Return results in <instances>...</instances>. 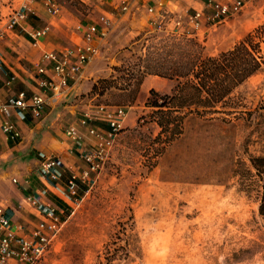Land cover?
<instances>
[{
    "label": "rangeland",
    "instance_id": "rangeland-1",
    "mask_svg": "<svg viewBox=\"0 0 264 264\" xmlns=\"http://www.w3.org/2000/svg\"><path fill=\"white\" fill-rule=\"evenodd\" d=\"M25 2L0 0V21ZM59 2L68 21L85 18L87 9L78 0ZM129 20L116 27L89 64L91 73L73 103L81 113L88 105L124 106L126 127L105 171L81 191L80 204L38 264H264L258 187L243 190L235 173L239 161L249 167L250 157L264 151V135L253 132L255 116L224 120L221 114H187L182 133L163 148L146 102L151 89L164 92L145 80L153 75H145L136 88L135 76L145 67L163 70L178 52L174 44L193 38L154 30L143 11ZM257 30L264 55V0H251L240 13L193 40L202 56H216ZM50 38L68 41L62 29ZM162 80L170 83V91L176 84ZM11 89L17 93L14 83ZM232 96L239 111L259 104L264 58L259 71Z\"/></svg>",
    "mask_w": 264,
    "mask_h": 264
},
{
    "label": "built area",
    "instance_id": "built-area-1",
    "mask_svg": "<svg viewBox=\"0 0 264 264\" xmlns=\"http://www.w3.org/2000/svg\"><path fill=\"white\" fill-rule=\"evenodd\" d=\"M251 0H207L203 9H185L170 21L162 2L147 6L151 15L149 25L154 30L173 35L196 38L201 29H211L237 15ZM131 0H121L122 11ZM40 3L51 17L61 13L59 0H26L18 9L0 21V43L35 15ZM107 28L111 19L100 18ZM170 23L172 24L171 26ZM51 22L30 27L27 36L34 47L49 35ZM97 23H88L81 31L79 43L67 44L56 50L43 51L34 64V83L37 92L27 96L25 91L0 100V133L8 142L18 143L22 131L17 122L24 123L30 115L38 120L47 106H55L66 95L70 84L82 80L85 68L100 55L99 42L106 35ZM17 79L0 58V84L9 90ZM128 110L124 106L95 104L85 109L78 123L69 124L64 135L72 143V151L82 166H68L59 155L38 153L40 188L25 195L22 203L38 214L39 221L27 225L14 220L16 209L0 199V264H38L50 251L67 218L82 200L81 191L89 188L105 171L120 133L126 127ZM79 127L84 132L79 131ZM17 183L16 178H12ZM66 214V216H65Z\"/></svg>",
    "mask_w": 264,
    "mask_h": 264
},
{
    "label": "crops",
    "instance_id": "crops-1",
    "mask_svg": "<svg viewBox=\"0 0 264 264\" xmlns=\"http://www.w3.org/2000/svg\"><path fill=\"white\" fill-rule=\"evenodd\" d=\"M86 9L87 13L84 19L68 21L62 6L61 13L57 17H51L40 3L35 4V15L32 16L26 24H22V28L18 27L5 40L0 43V58L9 67L17 79L14 81L15 91H25L27 96L37 92L34 83V64L40 60L43 51L56 50L67 44L79 43L81 40V31L88 23H98L100 30H105L106 35L99 42L100 53L109 35L116 27L126 24L127 20L133 21L137 13H145L146 23L149 25L150 14L147 6H155L157 3L164 4L166 18L172 21V18L182 13L185 9H203L207 0H131L129 8L122 11L120 7L121 0H78ZM107 16L111 19V24L105 28L100 22V18ZM53 19H56L53 21ZM41 22L40 25L37 23ZM51 22V30L48 36L41 39L39 47L31 44L30 38L26 34V30L30 27H40L45 23ZM172 24L170 23L169 26ZM150 26V25H149ZM62 29L66 32L65 42L51 41V34ZM207 31V29H205ZM209 30V29H208ZM206 31L201 29L198 36ZM31 65V67L29 66ZM91 73V72H90ZM89 73V65L85 68L83 78L77 83L70 84L66 95L62 96L59 103L55 106H47L42 112L40 119L35 120L30 115L24 123L17 122L22 131V139L13 144L8 142L0 133V199H5L16 209L14 220L18 222L36 223L39 221L38 214L23 204L20 208L19 204L28 193L40 188L43 184L38 174V153L59 155L61 159L68 165L75 168L82 166L77 161L72 151V143L64 135L66 124L78 123L81 112L78 106L73 104L77 92L81 90L87 80ZM146 77L150 85L158 87L163 92H169L171 89L168 81H163L157 75ZM5 89L0 84V100L5 101L10 95L15 94ZM93 105H88L85 109L92 110ZM84 109V110H85ZM80 132H84L79 127ZM19 159L18 161H16ZM77 161V163H75ZM12 178L18 180L17 183L11 181Z\"/></svg>",
    "mask_w": 264,
    "mask_h": 264
},
{
    "label": "trees",
    "instance_id": "trees-1",
    "mask_svg": "<svg viewBox=\"0 0 264 264\" xmlns=\"http://www.w3.org/2000/svg\"><path fill=\"white\" fill-rule=\"evenodd\" d=\"M258 36V30L257 35L248 34L232 48L216 56H202L197 43L188 39L185 43L174 44L178 52L169 65L162 67L163 70L145 67L146 70L135 76L136 88L145 75H157L176 81L169 92L161 94L151 89L146 102V106L151 109L150 118L154 119L160 129L156 138L163 148L182 133V124L187 114L209 118L221 114L224 120L237 114H246L250 120L254 115L257 128L253 132L259 136L264 135V98L253 110L239 111V103L232 96L233 91L257 73L263 64L264 55L261 53L260 42L256 41ZM94 89L96 85H93ZM249 162L250 166L246 167L243 161H239L235 173L239 176L243 190L250 192L255 186L258 187V209L264 215V151L251 156ZM105 249V256L109 260L110 248L107 245Z\"/></svg>",
    "mask_w": 264,
    "mask_h": 264
}]
</instances>
